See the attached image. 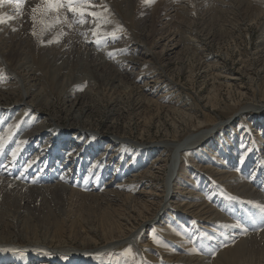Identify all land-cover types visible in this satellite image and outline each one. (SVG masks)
<instances>
[{"label":"rangeland","instance_id":"374dc122","mask_svg":"<svg viewBox=\"0 0 264 264\" xmlns=\"http://www.w3.org/2000/svg\"><path fill=\"white\" fill-rule=\"evenodd\" d=\"M207 2L208 5L205 4L203 7L197 4L186 6L174 0H149L147 3L144 0H131V5L126 12L119 11L115 14L107 12L110 16L108 19L110 32L117 25L122 26V31L117 30L118 38L108 39L107 43L102 42L101 44H105L102 47H108L114 42L119 43L123 38H129L128 40L132 42H136L134 39L145 40L146 52L149 54L145 52L142 56L139 52L133 53V57L131 56L132 58H128L125 62L129 63L130 59L136 61L133 70L139 75L147 73L145 75L147 76L150 71H155L154 67L158 68L156 77L161 78L167 75L166 84H171L173 91L170 95H165L163 100L159 97L165 94V90L162 89L161 84L154 83L150 77L138 79L134 73L130 76H121L115 67L108 64L99 69L80 68L79 71L77 69L79 62L76 64L74 60L70 64V69H67V63L60 61V56L54 54L57 42L48 43L62 31L58 27L60 23L41 35L44 25L39 23L41 19L39 13L35 23L37 35L32 34L34 30L32 13H30L29 22L24 20L20 28L4 33L3 39L0 40L1 50L10 60V66H14L18 58H28L39 82L37 87L30 86V83L29 86L27 85L29 93L26 97L24 88L17 82V78H10L11 74L8 73L6 76V71L0 69V107L2 109L13 106L18 103L16 101L21 102L26 98L31 99L39 111L33 112L32 108H26V112L18 116L15 125L10 128V134L2 140L3 147L0 148V153H4L2 163L5 159L18 160L17 164L21 166V171H30L25 175V180L31 179L32 175L37 173L47 174L50 177L57 173L56 176L59 175L60 179L63 177L62 181L67 179L71 189L76 191L67 194L55 190L42 195L32 191L3 194V203L0 204L1 243H12L15 234L20 230L22 234L34 232L37 236L41 235L40 239L54 243L53 247L95 249L104 243L102 231L104 225L101 222L105 215H132L134 219L129 218L123 224L128 228L127 232L135 229L146 213L137 217L136 213L139 212L143 203L133 201L125 195L129 192L131 196L137 197V191L150 187L149 183H144L149 178L143 179L141 185L137 184L138 187L134 191L124 188L119 189L117 194L108 196L102 194L106 188L105 182L113 175L121 181L142 171L146 159L154 156L157 149H151L155 150L152 154L148 152L152 155L151 157L148 154L145 155L143 152L145 146L148 148V145L153 144L149 142L171 139L170 137L176 131L177 139L181 141L193 132L190 126L198 119L204 122L196 133L211 128L210 119L231 121V125L227 123L221 125L215 134L213 133L214 137L211 135V138L210 136L204 138L203 140L206 141L186 152V156L183 157L187 175L179 179L178 183L180 187H189L195 193L202 194V199L211 204L214 211L222 216L224 222L217 221L222 224H217L213 227V231L208 232L203 230L204 225L200 226L197 217L189 216L182 209L169 206L166 212H171L173 217L167 216L165 212L166 214L155 224L156 226H148L138 238L142 243L148 241V245L154 247L151 255L156 257L153 262L147 258L148 256L143 255L145 259L143 258L142 262L144 264H187L185 261L178 263L165 261L164 256L154 254L158 252L163 254V251L166 253V248L173 251L171 254H165L166 257L174 252L180 253V248L173 242L175 239L161 234L165 232L162 231L160 221H167L174 233L183 235L190 241L189 245L193 252L202 254H205L207 239L213 234L227 235L225 226H228L229 222L235 223L236 226L253 228L259 224L260 228H264V205L257 204L243 194L226 190L201 167L210 164L216 167L215 163L217 164L219 159H226L227 142L232 141L234 144L231 147L239 151V158H236L233 163L238 176L251 191L258 192L264 198V152L260 153L253 149L260 137L257 135L253 138L251 131L262 130L264 112L260 109L258 112L243 110L239 115L234 113L248 104H264V18L261 17V13H264V0H216L213 4L212 1ZM219 2L222 3L219 4ZM39 4L42 3L39 2L34 7ZM171 5L175 6L171 8L174 9L173 11L170 9ZM194 6L196 9L199 7L198 12L193 9ZM185 10L194 11V15L186 16ZM261 10L263 12H260ZM53 19H48V22ZM174 30H179V34L188 36L189 39L185 37L178 48L180 50L167 56L162 53V50L170 37L159 41V36L161 33L168 36V32ZM93 38L96 39V37ZM190 38H194L195 41L187 42ZM153 43L158 45H152ZM131 48H133L132 45ZM148 48L153 51V56ZM205 64L211 67H204ZM218 73L225 76L234 75L238 78L235 81L237 83L226 78H216L215 75ZM83 75L86 76L83 77ZM243 92L246 94H242ZM177 98L185 108L191 111L190 117H184L182 112L174 110L177 108V105H174ZM206 98H209L211 105L205 108ZM19 104L13 106L15 109L13 113H17L22 107H19ZM76 109L82 114L80 121L74 120L73 115ZM13 113L12 115H15ZM44 116L46 117L44 132L50 136L34 141L31 143V148H28L27 139L20 137L23 134V126L28 129L31 122L38 125L37 123L41 122ZM177 121L181 122L179 127L175 125ZM55 124L62 127L60 132L64 133L65 138L62 134H57ZM37 128L38 126L33 130ZM120 137L127 142L120 140ZM132 141H139L146 145L140 147ZM212 141L215 145L211 144ZM63 142L67 143V146H64L62 150ZM84 148L88 151L85 155V159L88 158V160L78 162L75 152ZM13 152L17 155L13 156ZM78 156L80 157L79 153ZM68 158H73L74 163L69 164L70 161L64 163ZM27 163H30L32 168L25 167ZM114 165L117 166L116 170L113 169ZM1 168L0 165V172ZM110 169L112 170L109 171ZM18 172L19 167L12 169L11 176L18 175ZM162 179L160 176L155 181L156 184H161ZM175 194L179 198L184 196L178 192ZM138 200H140L139 197ZM129 220L131 221L127 223ZM42 232L45 234L48 232V234L44 235ZM152 234L156 235L159 243L153 242ZM129 248L131 253H125L124 250ZM149 250L143 248L144 252ZM12 251L16 250L3 247L0 249V254L7 253L12 256V253H15ZM40 251H43L46 261L51 264H140L137 248L129 243L102 255L99 252H86L87 254L73 257L65 253L55 255L48 254L45 250ZM97 253L99 256L96 255ZM241 257L237 258L238 264H241ZM28 258H30L29 254ZM242 258L247 264H264V237L259 238L254 247L247 248Z\"/></svg>","mask_w":264,"mask_h":264},{"label":"bare ground","instance_id":"6f19581e","mask_svg":"<svg viewBox=\"0 0 264 264\" xmlns=\"http://www.w3.org/2000/svg\"><path fill=\"white\" fill-rule=\"evenodd\" d=\"M164 1H167V0H164ZM169 1H173V0H169ZM207 1H212V4H213V1L215 2L216 0H174V2H176V3L180 2V3L186 4V6L189 4H194V5L197 4L198 6H203V5L205 6V4L208 5ZM39 2L42 3V0H24L23 8L20 12H17L11 5L6 4L2 7H0V16H3V18L5 20V22L0 23V40L3 39L4 33L7 32L8 30H12V29L16 30V29L20 28V26L24 23L23 22L24 20H25V22H29L31 9ZM91 3L94 5L106 6L107 11L104 13V15L107 17V19H109L110 16L107 15V12H110L112 14L118 13L119 11L126 12L127 8H129L131 5V0H91ZM220 3H222V2H219V4ZM178 5H180V4H178ZM174 7L171 5L170 9L174 8ZM194 7H193V9H196V6H194ZM187 8H186V10H187ZM233 8H235V7H233ZM197 9H196V11H197ZM92 10L99 11L102 9L93 8ZM173 10L174 9H171V11H173ZM186 10L184 11V13L186 12V16L194 15V11H192V10L186 11ZM58 12H59V19L61 20V23L58 25V27L65 34L61 37V40L56 44L55 47L57 49L55 50L54 54L60 56V59H59L60 61L67 63V69H70V64L73 60L75 61L76 64L79 62L78 68H77L79 71H80V68L87 69V70H89L91 68L92 69H99V68L105 66L106 64H108L112 67H115L118 70L119 75H121V76L122 75L130 76L132 73H134L136 78H138V79L150 77L151 80L152 79L154 80V83L161 84L162 89L165 90V94L164 95L162 94L159 97L162 100L164 99L165 95H170L172 93L173 88L170 87L171 84L170 85L166 84L168 82V81L166 82L167 75H163L161 78L156 77L158 74L157 73L158 71H156V69L158 70V68L154 67L155 71H153V72L150 71V73L147 76H145L147 73L139 75V73H137L136 71L133 70L135 68L133 66H135L136 61H133V59L132 60L130 59L129 63L125 62V60H127L128 58L133 57L132 56L133 53L135 54V53L139 52V54L141 53L142 56H144L146 49H147V42L145 40L139 41V40L134 39L136 42H132V41L128 40L129 38L128 39L123 38L122 41L121 40L119 41V43L114 42L108 47H102L105 45L104 43L97 45L96 43L92 42V41H94V38H93L94 36L92 35V29L95 28V23L93 22L92 17H90V16L86 17L85 18L86 23H84V24H78V25L73 24L72 27H68L67 23H63V20H64V17L67 16L68 21L71 22L73 20L72 14L67 13L66 10H58ZM260 12H263V10H261ZM57 14H58L57 12L50 13L48 19L51 20V19L55 18L57 16ZM261 17L264 18V13H261ZM163 23H164V21H163ZM108 25H109V23L104 26L103 30L110 32L109 29H111V28L108 27ZM178 31L179 30L169 31L168 36L167 35H161L162 33L160 34L159 41L164 39V38L170 37L168 39V42L163 45L164 47H163L162 53L164 55L170 56L171 54L178 52L180 50V49L178 50V48L180 47L183 39L185 37H187L189 39L188 36L184 37L181 34H179ZM7 36H8V34H7ZM193 39L194 38H190V40L187 42H190ZM194 41L195 40H193V42ZM154 44L158 45V43H153L152 45H154ZM1 45L2 44H0V64H1L0 69L1 70L4 69L6 71V76L8 73V74H11V75H9L10 78H12V79L17 78V82L21 85V87L24 88L23 91L25 92L24 94L27 97V95L29 93L27 91V87L29 86L28 84L30 83V86H34V87L36 86L37 87L38 82H39L38 78L36 77L35 69L32 67L33 65L30 62V60L26 57L18 58L16 60L15 65L11 67L10 66L11 65L10 60L7 58V56H4V51L1 50V47H2ZM131 45L133 46V48H131ZM140 49H141V51H139ZM196 49H197V47H196ZM121 50H123V51H121ZM149 50L151 52V55L153 56L154 55L153 51L148 48V51ZM109 53H112V55L110 56ZM146 54L148 55L149 53L146 52ZM8 64H9V66H7ZM204 67H211V65L205 64ZM128 68H130V69L128 70ZM207 69H209V68H207ZM85 76L86 75H83V77H85ZM215 77L216 78H218V77L219 78H226L229 81H234L235 84L237 83L235 81L238 80V78L234 77V75L233 76H227V75L225 76L222 73L216 74ZM119 80H121L120 77H119ZM160 90H161V88H160ZM244 93L245 92H243L242 94H244ZM170 100H172V98ZM208 100H209V98H206L205 108L207 105H211V102ZM16 102L20 103L19 107L22 106L19 108V111H17V113H13L12 111L15 110L13 108V106L15 107L18 103H16L13 106L4 107L2 109L0 107V110H1L0 111V128L2 130L0 132V139H2V140H3V138L5 140V136L10 134L9 133L11 131L10 128H12L15 125V121L18 119V116L21 115V113L23 114V112L26 110V108H29V109L32 108L33 112L39 111V109L36 107V105H34V102L31 99L27 100L25 98V100H23L21 102H20V100L16 101ZM182 104L180 103L179 99L177 98V100H175V102H174V105L175 106L177 105V108H174V110H176L178 112H182L184 117H190L189 112H191V111H189L188 108H185ZM260 109L262 112H264V104L260 103L258 105V104L253 103V104L245 105L244 107H240L239 110H236L234 113L239 115V114H241V111H243V110H247V112L249 110H250V112L251 111L258 112ZM12 113L15 115H12ZM73 117H74L75 121H80L82 118V114H80L78 109H76V110H74ZM44 120H46L45 116H44L43 120H41V122L39 121V123H37L38 125L34 124V122L29 123L30 128H28V129H25V126H23V131H22L23 134L20 135V137L24 140L27 139V147L28 148L30 146H32L31 143H33L34 141L37 142V140L42 139V137L47 138L50 136V135L48 136L44 132V128H45ZM210 120H211L210 123L212 124L211 125L212 127L209 129H205V130L198 132V133H196V132L202 127L204 121H201L199 119L196 120V122L192 123L190 126V129H193V132L188 134V136L181 141H178V139H177V131L173 134V136L170 137L171 139L168 138L167 140L162 139V141L149 142V143H153L152 145H155L157 147H151L152 145L151 146L148 145L147 146L148 148H146V146H145L146 144L139 142V141H132L133 143L139 145L140 147L145 146V149L143 150V152H145V155H147V154L150 155V154L154 153L155 150L153 151L151 149L157 148L155 151V155L154 156L150 155V157L151 156L152 157L146 159V161H145L146 164H145L144 169L142 171H139V172L133 174V175L131 174L132 177L126 178L124 180L120 179L121 181H119L116 179L117 177L115 178V176L113 175V177H111L110 180H108V181L106 180L107 181V182H105L106 188L104 189L102 194H104L106 196L114 195V194H117L119 192L118 191L119 189H124V188L125 189L129 188L130 191H134L137 189L138 185H141L143 183V179H145L146 177L149 178V180L145 181L144 183H149L150 187L146 186L148 189L147 188H145V189L141 188L140 191H137L138 192L137 197L131 196L129 194V192L127 193L129 195H127V194L125 195L127 198L133 199V201H141L143 203L139 209V212L136 214H137V217H140L139 215H142L143 213H146V215L143 218H141L142 222L139 224L138 227H136L135 229L129 230L128 232H127L128 228L124 227L123 222L125 220H128L129 218H133L132 215L131 216H129V215L124 216V214H116L114 216L113 215H105L102 218V222H101L104 225L102 228V231L104 234V243L101 244L100 246H97V247L95 246L98 249L95 248V249H88V250L76 248V247H68L65 249L53 247L54 243L52 244L50 242H45L43 238H42L43 240L40 239L41 235L37 236L36 234H34V232H32L31 234H28V233L22 234V232L19 230L18 233L15 234L14 239H12V243L8 242L9 244H3L0 242V249H2L3 247L4 248L8 247L10 249L16 250V251H12V252H15L14 254L12 253V256H10L7 253H5V255L0 254V264H51L50 262L46 261L45 254H43L42 253L43 251H40V250H45L46 253H48V254L51 253V254H55V255L56 254L61 255V254L65 253L66 255L77 257V256L84 255V253H86V252H89V253L90 252H99V254L102 255V254H105V253L113 250L114 248H116L118 246L126 245L128 243L137 248L138 253H139L138 254L139 263L143 261V258H144L143 255L148 256L147 258H149L150 260H152L154 262L156 260V257L154 255H151L153 250H154V247L149 246L148 241L147 242L144 241L142 243L138 238L141 237L140 235L142 234L143 230H145L150 225H152V226L155 225L158 222V220L160 219V217H162L164 214L167 213L168 214L167 216L173 217L171 212H166V210L169 208V206H171L173 208H177V209H182V211H184V213L189 215V216L197 217L198 223L201 224L200 226L204 225L202 227L203 230H206L208 232L213 231L214 230L213 227H216L217 224L221 225L224 222L222 220V216L214 211V208L211 206V204H209L208 202H206L205 200L202 199V196H203L202 194H201L202 195L201 196L198 194V192L195 193V191H192V189H189V187H180L179 183H178L179 179L184 178V176L187 175V169L185 168V165H184L185 162H184V157H183V156H186V152L188 150H191L192 148L198 146V144L200 145L202 142L206 141V140H203L204 138H206L208 136H210V138H211V135L213 136L215 134L216 130L221 125H224L226 123H227V125H231V123H230L231 121L228 122V121H222V120H217V119L216 120L210 119ZM5 124H7V125H5ZM3 125H4V127H3ZM175 125L179 127L181 125V122L177 121V122H175ZM34 126L35 127L38 126V128L33 130L35 128ZM2 127H3V129H2ZM56 127L58 130V131H56L57 134H62L63 138H65L64 133L60 132V128H62V127L59 125H56ZM251 131H252L253 138L255 136L257 137V135L260 137V139H258V143L255 144V146H253V149L257 152L263 153L264 152V127L262 128V130L253 129ZM119 139L127 142L126 139H124L122 137H120ZM7 141L8 140H6V142ZM211 144L215 145V143L213 141L211 142ZM233 144L234 143L232 141L227 142L228 147L226 148L227 151L225 152V154H227V158L226 159L223 158L225 160L219 159V161L217 159L218 163L217 164L215 163V165H217L216 167L212 166L211 164L210 165H203V166L200 165V166L207 173H209L208 175L210 177H212L214 181H216L218 184L223 186L226 190L233 192V193L243 194L246 197H248L250 200L256 202L257 204L264 205V198H262L260 196V194H258V192L254 193L253 191H251L245 185V183H243L241 181L240 177L238 176L236 169L234 168L233 163H234V160L236 158L237 159L239 158V156H238L239 151H237V150L235 151L236 148L233 149L231 147V146H233ZM47 146L49 147V145H47ZM64 146H67V143L63 142L61 144L62 150H63V148H65ZM7 147H9V146H7ZM1 149H0V151H1ZM66 149L68 151L70 150L69 148H66ZM51 151H52V149H51ZM75 153L77 154L78 162H80L82 160H86V161L88 160V158L85 159L86 158L85 155L88 153V151L85 148L81 149L79 152L77 150V152H75ZM78 153L80 154L81 158L78 156ZM101 153H102L101 156H103L104 151ZM235 155H237V156L235 157ZM2 156L4 157V153L3 154L0 153V165L2 166L1 172H0V193H1L0 204L3 203L2 197H3V194H5V193L19 194L22 192L26 193L27 191H29V192L32 191L33 193H36L38 195H42V194H46V193L54 191V190L59 192V193H63V194H67L69 192L76 191L74 189H71L70 184L66 178L65 179L67 181L66 180L62 181L63 177H62V179H60L61 177L59 178L58 177L59 175L56 176L57 173H54L55 175H53L52 177H50V175H47V174L41 173L39 175V173H37V175H32L31 179L25 180V175L30 173V171L29 170H25V171L22 170L21 171V166L17 164L18 160L7 161L5 159V161L2 163ZM20 157L21 156H19V158ZM67 161H70L69 164H71V162L74 163L73 158L72 159L68 158V160H66L64 163H66ZM217 161H215V162H217ZM30 165H31L30 163H27L25 165V167H27L28 169L30 167L32 168V165L31 166ZM73 165L74 164H72V166ZM17 167H19L18 175H15L12 177L11 176V170L15 169ZM113 169L116 170L117 166L114 165ZM100 170H101V168H100ZM111 170L112 169H110L109 171H111ZM52 171H53V169H52ZM177 173H179V174H177ZM51 175H52V173H51ZM160 176H162L163 182L161 184H156L157 182H155V181L158 180L160 178ZM77 192H78V190H77ZM176 192H178L184 196L179 198L176 196V194H175ZM80 193L82 194V192H80ZM90 194H93V193H90ZM97 194H100V193H97ZM138 197L140 198V200H138ZM135 198H136V200H135ZM131 212L134 213L133 210H131ZM259 220L261 221V218ZM130 221L131 220H129L127 223H129ZM217 221H220V222L223 221V222L220 223ZM159 224H161L162 231L165 232L164 234L163 233H161V234L164 237L174 238L175 240L173 242L178 245V248H180V250H179L180 253L176 254L174 252L172 255H168V257H166L167 255H165V254H171V251H172V250L166 248V251H167L166 253H165V251H163L164 250L163 249L162 250L164 252L163 254H160V252H158V250H156V252H158L159 254L158 253L157 254L154 253V254L155 255H162L165 257L163 260L171 261L173 263L185 261L187 264H238L237 258L239 259L241 256L243 257L244 252H246L247 248L254 247L255 243L258 241V239L259 238L263 239V237H264V228H262V227L260 228L259 224L256 225L255 228H253V227H247V226L246 227L245 226H236L235 223L229 222V225L225 226L227 235L223 236V235L217 234V233L215 235L213 234L211 238L207 239V243L205 246L206 251H205V254H202V253L193 252L191 249V246L189 245L190 241L185 239L183 235H178L177 233H174V230L172 229V227L170 225L167 224V221L166 222L160 221ZM260 224H261V222H260ZM15 225H17V224H15ZM258 228H260V229H258ZM148 229H150V228H148ZM42 234L46 235V234H48V232L46 234L42 232ZM144 236H147V235H144ZM85 238H87V237H85ZM168 238H166V240H168ZM17 240H18V242H17ZM253 242H254V244H253ZM142 247L145 248V250H146V248L150 249L149 252L148 251H147L148 253L144 252ZM20 253H23V255H20ZM28 254L30 255V258H28ZM99 254L97 253L96 255L99 256ZM242 257H241V264H247L246 261H243ZM72 264H74V263H72Z\"/></svg>","mask_w":264,"mask_h":264},{"label":"snow or ice","instance_id":"6c2138e0","mask_svg":"<svg viewBox=\"0 0 264 264\" xmlns=\"http://www.w3.org/2000/svg\"><path fill=\"white\" fill-rule=\"evenodd\" d=\"M144 2L147 3L149 0H144ZM6 4L11 5L17 12H20L23 8L24 0H0V7ZM93 8H100L102 10L95 11L92 10ZM58 10H66L67 13L72 14L73 20L71 22L68 21L67 16H65L63 20V23L68 24V27H72L73 24H84L86 23V17H92L93 22L95 23V28L92 29V35L96 37V39L92 42L96 43L97 45L101 44L102 42H107L108 39H117V30L122 31V26L119 25H117L116 28L111 32L104 31V26L110 23V21L104 15V13L107 11V8L103 5H94L91 3V0H42V4H39L31 9V19L34 22V30L32 34L34 36L37 35V32L35 31L37 13H39V16L41 17L39 23L44 25L40 32L42 35L43 32L51 30L55 24L61 23ZM53 12H57L58 14L51 22H48L47 18L49 17L50 13ZM3 22H5L3 16H0V23ZM64 34L65 33L61 31L56 37H54L52 41H48V43H58ZM109 55L111 56L112 53H109ZM2 147L3 143L2 139H0V148ZM12 155L15 156L16 153L13 152ZM152 239L154 243L160 242L155 234H152ZM124 251L125 253H131V248L125 249ZM140 264H144V262H140Z\"/></svg>","mask_w":264,"mask_h":264}]
</instances>
